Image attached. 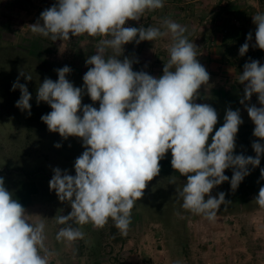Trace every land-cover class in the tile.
Listing matches in <instances>:
<instances>
[{
	"label": "clouds",
	"instance_id": "1",
	"mask_svg": "<svg viewBox=\"0 0 264 264\" xmlns=\"http://www.w3.org/2000/svg\"><path fill=\"white\" fill-rule=\"evenodd\" d=\"M163 6L164 0H56L30 25L33 34L53 41L83 34L110 37L101 39L96 53L86 59L89 67L82 87L66 78L72 70L64 66L55 70L56 81L45 78L37 89V102L51 108L41 116L48 130L64 140L79 138L85 149L74 162L75 175L56 167L49 181V189L59 201L71 207L68 215L54 217L57 224L64 225L56 234L58 242L71 245L84 238L80 228L73 225L91 223L103 228L109 218L126 236L135 203L144 196L148 182L159 175L160 161L169 151L171 167L187 178L182 188L176 189L182 208L210 221L221 205L230 202L224 192L212 196L211 191L226 181L235 191L250 174L249 165H260L264 156V64L250 59L239 76V83L244 84L240 103L245 104L255 94L260 105H245L255 125L253 136L258 138L252 143L255 157L234 155L243 123L239 109L226 110L223 125L209 143L218 113L207 103H196L210 74L198 60L197 47L185 35L186 27L167 19L166 31L126 26L128 21H140L146 11ZM252 19L255 43L249 32L239 48L240 56L250 46L264 50V14L257 13ZM169 33L173 41L168 50L170 58L159 77L134 71L128 57L120 59L124 45L151 42ZM108 49L114 54L106 55ZM20 75L32 80L23 72ZM17 88L21 96L16 106L30 115L32 96L19 80L12 85L13 90ZM85 94L99 107L83 104ZM54 146L60 148L61 144ZM229 168L233 169L230 181L224 174ZM254 201L264 208V186ZM28 216L0 177V264H49L53 253L45 244V223H30Z\"/></svg>",
	"mask_w": 264,
	"mask_h": 264
},
{
	"label": "rangeland",
	"instance_id": "2",
	"mask_svg": "<svg viewBox=\"0 0 264 264\" xmlns=\"http://www.w3.org/2000/svg\"><path fill=\"white\" fill-rule=\"evenodd\" d=\"M55 3L56 0H0V177L24 206L29 222L45 223V244L53 253L49 264H251L254 257L250 258L249 250H254L255 241H264V208L254 201L264 186V156L258 167L249 165L250 174L235 191L228 181L211 191L212 196L224 192L225 200L230 201L220 206L213 221L182 208L183 201L176 189L182 188L187 178L173 168H161L159 175L148 182L142 199L135 203L126 236L109 218L103 228H95L91 223L73 225L80 228L84 238L71 245L56 240L64 225L57 224L54 217L68 215L71 207L59 201L49 189V181L56 167L75 175L74 162L85 149L79 138L64 140L48 130L41 116L51 108L37 102V89L45 78L56 81L55 70L64 66L72 70L66 78L74 86L82 87V77L89 67L86 59L96 53L101 39L110 37L83 34L53 41L33 34L30 25ZM257 13L264 14V0H164L162 8L146 11L140 21L126 24L166 31L167 19L186 27L185 35L197 47L198 60L210 74L196 103H207L218 113L209 143L215 130L223 125L226 110L239 109L243 123L236 136L234 155L252 157L256 155L252 143L258 138L253 136L255 125L245 105H260L255 94L250 101L240 103L244 84L239 83V76L250 59L264 64V50L250 46L240 56L239 48L249 32L255 43L252 16ZM172 43L171 33L151 42L128 43L123 46L120 59L128 57L134 71L159 77L170 58L168 50ZM113 54L111 49L106 52ZM21 72L32 80H26ZM17 80L26 84L32 96L30 115L16 106L21 93L19 88L13 90L12 85ZM82 103L93 104L87 94ZM93 106L98 108L99 103ZM57 143L60 148L54 146ZM164 159L171 163L170 151ZM224 174L230 181L233 169H226ZM258 231L260 236L255 238Z\"/></svg>",
	"mask_w": 264,
	"mask_h": 264
},
{
	"label": "crops",
	"instance_id": "3",
	"mask_svg": "<svg viewBox=\"0 0 264 264\" xmlns=\"http://www.w3.org/2000/svg\"><path fill=\"white\" fill-rule=\"evenodd\" d=\"M254 234H256L255 238L257 236H260L259 231L256 232V233H254ZM261 234H262V237L264 239V231ZM259 244L261 246H259ZM254 245H255L254 246V250H251L252 248L249 250L250 251L249 252L250 258L253 259V257H254V260H252V263L251 264H264V241L263 242H261V241L260 242L259 241H255ZM239 264H241V263H239Z\"/></svg>",
	"mask_w": 264,
	"mask_h": 264
},
{
	"label": "trees",
	"instance_id": "4",
	"mask_svg": "<svg viewBox=\"0 0 264 264\" xmlns=\"http://www.w3.org/2000/svg\"><path fill=\"white\" fill-rule=\"evenodd\" d=\"M170 164L171 163H169V160L163 159L162 164H160V165H161L162 169H167V168H172Z\"/></svg>",
	"mask_w": 264,
	"mask_h": 264
}]
</instances>
